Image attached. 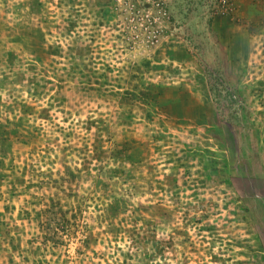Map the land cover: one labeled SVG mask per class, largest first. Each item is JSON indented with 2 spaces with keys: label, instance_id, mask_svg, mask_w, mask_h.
I'll use <instances>...</instances> for the list:
<instances>
[{
  "label": "rangeland",
  "instance_id": "1",
  "mask_svg": "<svg viewBox=\"0 0 264 264\" xmlns=\"http://www.w3.org/2000/svg\"><path fill=\"white\" fill-rule=\"evenodd\" d=\"M0 264H264V0H0Z\"/></svg>",
  "mask_w": 264,
  "mask_h": 264
}]
</instances>
